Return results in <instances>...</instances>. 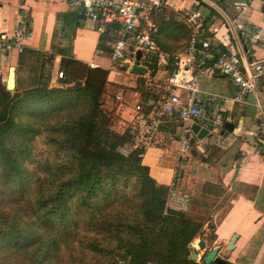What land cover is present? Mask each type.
<instances>
[{"label":"trees","instance_id":"1","mask_svg":"<svg viewBox=\"0 0 264 264\" xmlns=\"http://www.w3.org/2000/svg\"><path fill=\"white\" fill-rule=\"evenodd\" d=\"M102 27L100 40L115 39V23ZM88 68L66 60L61 86L19 91L0 80V264H197L190 244L206 221L166 204L170 186L149 174L130 128H112L102 89L83 82ZM41 135L51 158L37 151Z\"/></svg>","mask_w":264,"mask_h":264},{"label":"crops","instance_id":"2","mask_svg":"<svg viewBox=\"0 0 264 264\" xmlns=\"http://www.w3.org/2000/svg\"><path fill=\"white\" fill-rule=\"evenodd\" d=\"M163 2L162 11L152 10L139 20L140 28L152 27L150 34L160 54L155 66L152 62L144 65L147 53L133 48L123 59L128 66L121 67L111 57L109 37L114 34L108 33L100 40L98 24L79 16L67 0H0V34L11 36L17 29L28 34L22 40L21 51L11 50L4 60L0 58V80L5 81L9 66H13L17 90L39 84L52 87L61 83L57 74L66 60L107 69L101 88L103 107L115 115L116 131L130 128L136 140L145 142L141 161L149 174L158 183L171 187L177 167L184 168V181L192 174L190 163L197 162V170H202L203 162L211 159L217 182L225 189L224 201L215 207L208 221L213 246H218L219 254H224L230 264H264V113L258 107L259 95H264V73L258 77L256 90L237 101L234 97L239 89L226 76L212 66L193 63L191 71L199 86L198 96L213 97L215 108L209 107L208 111L217 109L223 120L215 132L209 131L201 139L185 132L187 124L171 118L162 120L150 135H142L145 127L136 125L141 92L148 96V102L146 113H140L148 121L172 91L184 97L182 90H173L167 79L172 67L169 59L182 55L188 44L190 31L182 19L186 10L200 9L211 42L237 54L240 52L235 34L238 38L240 29L259 30L257 41L251 45H243L238 38L247 64L241 61L250 74L249 63L264 59V0ZM239 3H245V7L236 8ZM132 66H142L144 71L134 72ZM139 79L143 84H137ZM226 121L232 124V130L224 134L221 130ZM187 138L189 145L184 143ZM210 181L216 182L196 175L193 189L202 194L205 182Z\"/></svg>","mask_w":264,"mask_h":264},{"label":"built area","instance_id":"3","mask_svg":"<svg viewBox=\"0 0 264 264\" xmlns=\"http://www.w3.org/2000/svg\"><path fill=\"white\" fill-rule=\"evenodd\" d=\"M75 12L86 19L97 23V29L103 30V24H116V37L111 43V57L117 62L126 58V53L130 47L142 50L144 53H155L156 45L151 37V25L147 28L139 27V20L154 10L162 11L164 7L163 0H67ZM245 3L236 4V8H244ZM136 10H138L136 12ZM182 19L190 31V36L186 50L182 55L174 56L175 69L168 76V83L173 90H182L181 94L172 91L166 98L160 102L150 121L141 112L140 105L136 106L139 115L136 120L138 127H145L142 135H150L152 130L167 117L187 124L185 132H191L189 122H203L208 130L215 132L222 125V115L217 109L208 111L209 107H214V98L198 96L199 86L195 75L191 69L193 63L197 66H212L220 74L226 76L238 89L239 92L234 99L239 101L241 97L248 92L256 90L258 77L264 73V59L254 60L249 63L250 74H247L241 57L236 52L226 48L214 45L210 37L206 34L203 26V14L198 8L186 10ZM216 28L212 31L216 32ZM238 38L243 45H251L257 41L259 30L248 32L244 29L238 31ZM28 34L21 29H17L11 36L0 34V58L3 60L11 50L21 51L23 48L22 40L27 38ZM60 79L63 72L60 70L57 74ZM258 107L264 113V95H259ZM215 108V107H214ZM190 139H185V145H189ZM134 146H145V142L136 140L133 136ZM132 147V146H131ZM176 196V197H175ZM171 199L182 204L186 199L172 192ZM180 209V208H179Z\"/></svg>","mask_w":264,"mask_h":264},{"label":"rangeland","instance_id":"4","mask_svg":"<svg viewBox=\"0 0 264 264\" xmlns=\"http://www.w3.org/2000/svg\"><path fill=\"white\" fill-rule=\"evenodd\" d=\"M147 65V64H146ZM152 68V66L150 65ZM65 75H63L62 78H64ZM55 86H61V84H57ZM101 107L107 111V112H112L105 107H103V98L101 97ZM112 128L115 122V115L112 112ZM114 129V128H113ZM35 144L37 146V151H40L42 153L43 157H48L51 158L52 152L50 153L51 147L46 144L45 142V136H37L35 139ZM131 145L125 144L121 146L120 151L124 154H127L128 151L130 150ZM214 154V153H213ZM218 154V153H217ZM197 162H193L189 164V169L192 167V174L189 175V179H184L182 181L181 177L184 174V168L177 167V171L175 172V183L170 187V190L168 192L167 198H166V204L173 209L176 210H185L191 217L195 219H201L206 221L203 226V234L201 236L196 237L190 244L192 246L195 244L197 252L199 256L195 260L197 264H203L202 262V257L203 255L213 247V242H212V232L208 229L207 223L211 219V214L213 211H215V207L220 205L224 201V194H225V189L221 185V183L217 182V177L218 175H215V172L211 168L212 166V160L210 159L208 162H203L204 163V169H199L196 167ZM188 169V170H189ZM203 170L205 172V175L203 173ZM196 175H201V177H205V179H211L216 180V182L210 181L211 185L209 186V190L211 194H198L193 189V186L195 185L196 182ZM172 192H175L176 195L182 197L183 199H186L185 205L181 208L179 206H182V204L177 203L174 201V199H171V194ZM176 197V196H175ZM180 208V209H179ZM203 240L205 241V247L204 248H199L198 246V241Z\"/></svg>","mask_w":264,"mask_h":264},{"label":"water","instance_id":"5","mask_svg":"<svg viewBox=\"0 0 264 264\" xmlns=\"http://www.w3.org/2000/svg\"><path fill=\"white\" fill-rule=\"evenodd\" d=\"M137 11L138 10H136V12ZM235 39H236L238 46H239L240 57H241L242 61L244 62V64L246 65L247 62H246V58H245V53H244V50L242 49V47L240 46V43H239V40H238L236 34H235ZM132 49L133 48L130 47V50H132ZM137 53L139 54V51ZM116 65L121 66V67H123V66L126 67V66H128V62L121 59V60H118L116 62ZM106 74H107V69H105L103 67H98V66L97 67H90L86 72V76L84 78V83L91 86L95 90L99 91V90H101V88L103 86ZM4 84L7 87V89L12 90L15 88L14 67L13 66H9L7 77L4 81ZM190 130L199 139L203 138L204 136H206L209 133L208 128L206 126H203L202 124H200L198 122H192L190 124ZM231 130H232V124L230 122H227V121L224 122L223 128L221 131L224 132V134H227ZM207 226L211 227V224L207 223ZM198 246H199V248H204L205 242L203 240H199ZM218 250H219L218 246H213L212 248H210L202 257L203 264H230L227 261L226 256L224 254H219ZM198 256H199V254L197 252L196 246H194V245L190 246L189 259L195 261Z\"/></svg>","mask_w":264,"mask_h":264},{"label":"bare ground","instance_id":"6","mask_svg":"<svg viewBox=\"0 0 264 264\" xmlns=\"http://www.w3.org/2000/svg\"><path fill=\"white\" fill-rule=\"evenodd\" d=\"M194 246H195V244H194Z\"/></svg>","mask_w":264,"mask_h":264}]
</instances>
